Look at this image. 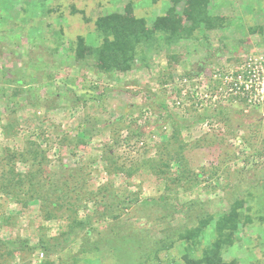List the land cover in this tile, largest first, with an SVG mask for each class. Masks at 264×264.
<instances>
[{
	"label": "rangeland",
	"instance_id": "rangeland-1",
	"mask_svg": "<svg viewBox=\"0 0 264 264\" xmlns=\"http://www.w3.org/2000/svg\"><path fill=\"white\" fill-rule=\"evenodd\" d=\"M129 3L149 29L172 6L171 0H0V175L20 152L28 153L15 170L26 173L35 151L45 174L78 184L77 203L86 206L78 217L94 212L87 195L103 186L134 204L165 195L166 217L131 202L118 227L93 220L107 234L99 250L90 251L98 240L92 235L87 245L69 237L47 257L36 246L54 240L74 214L62 207L52 212L59 219L46 220L40 202L23 207L0 193V240L26 243L12 257L0 247V264H186V257L202 256L220 217L239 203L237 230L220 256L225 263L264 264V106L211 102L226 74L264 59V0H210L213 27L171 45L158 33L159 45L139 46L123 72L105 73L88 54L78 58L77 38L90 49L100 45L97 18L125 15ZM205 122L222 130L208 132ZM196 228L198 237L178 239ZM161 242L165 251L154 254Z\"/></svg>",
	"mask_w": 264,
	"mask_h": 264
},
{
	"label": "trees",
	"instance_id": "trees-1",
	"mask_svg": "<svg viewBox=\"0 0 264 264\" xmlns=\"http://www.w3.org/2000/svg\"><path fill=\"white\" fill-rule=\"evenodd\" d=\"M209 2L210 0H171L172 6L164 15L155 19L152 29L146 27L144 19L134 17L132 7L129 3L125 9L126 16L113 14L97 18L95 28L101 38L100 45L94 49H90L84 45V39L82 37L77 38V57L84 58L86 54L91 55L95 59L98 69L105 73L113 70L121 72L129 70L136 61L135 57L139 46L150 48L153 43L159 45L160 39H158V33H162L163 35L161 34V36L165 43L171 45L191 35V33L203 27V25L207 28L213 27V23L210 22V18L207 15ZM179 4L182 6L178 13L176 7ZM186 22H189V24ZM29 145L32 146V142ZM27 153L20 152L13 154L12 158L7 159L5 164L7 169L5 172L2 171L0 175V193L16 201L18 204L23 205V207H28V203L31 201L40 202L41 207L43 206L42 208L45 209L46 216L44 219L46 220L59 219V216H56L52 212L59 211L62 207L68 208L74 214L70 222L65 226V229L54 240L49 243L40 240L36 247L43 249L46 256L50 257L54 252L53 248L63 247L64 243L71 240L69 237H72L73 241L80 240L82 245H87V240L92 235L98 240L92 244L94 247L92 249L95 250H89H99L104 245V241L107 240L105 238L107 234L101 231L97 225L94 226L93 220L97 219V224L100 221L104 222L106 220L107 222L109 219L116 222L132 201H121L116 192H110V188L103 186L96 193L89 192L87 200H85L90 201L95 206V210L91 214L87 213L84 218H80L78 217V212L80 209L85 210L86 206L77 203L81 201L78 192H76L79 188L78 184L72 186L73 184H70L68 180H60L57 175L45 174L43 159L38 158L40 154L37 155L34 151V156L31 157L30 161V169L26 173L16 172L15 164L17 161H23ZM181 159L176 158L175 160L180 164L182 163ZM102 161L106 162L103 156ZM142 165L146 166L148 164ZM167 165V163H161V166L165 169L161 170V174L167 175V171L169 170ZM133 171L135 173V170ZM131 173L132 171L130 170L129 174L131 175ZM178 179L181 180V177L179 176ZM99 194H101L100 198L97 197ZM168 201L169 199L163 195L157 200L147 201V205L145 200L135 202V204L136 206L148 208L157 215L161 214V218H165L166 216L163 212L168 206ZM135 204L133 203L134 206ZM49 207L50 210H48ZM239 207L240 203L239 205L236 204L233 206L229 212L220 217L219 222L216 224L215 240L203 251L200 258L192 259L186 257V264H234L233 262L225 263L220 256L219 250L233 240V235L237 230V225L240 220V214L238 213ZM247 219L251 221L249 217ZM118 225L119 223L116 222L112 226L118 227ZM204 226H202L201 231ZM113 227L110 228V231L115 230ZM199 233L200 228L193 230L187 229L179 235L178 239L190 241V238L198 237ZM87 235L89 236L86 237ZM138 239L140 246L141 241L144 242L145 238L140 236ZM146 242H149V240H146ZM169 244L170 246L172 245L171 243ZM16 245L17 243L14 242L7 244L0 240V247L5 249L6 254L11 257L14 253H19L20 250L26 248V243L24 242L19 246ZM146 248L147 246L144 247V249ZM87 250L83 248L81 252L85 253ZM160 251H165L163 243L159 248H155L153 253L157 254ZM43 264L51 263L49 260H44Z\"/></svg>",
	"mask_w": 264,
	"mask_h": 264
},
{
	"label": "built area",
	"instance_id": "built-area-1",
	"mask_svg": "<svg viewBox=\"0 0 264 264\" xmlns=\"http://www.w3.org/2000/svg\"><path fill=\"white\" fill-rule=\"evenodd\" d=\"M250 60L247 65L226 74L220 89L218 88L219 95L211 99L213 104L243 101L250 106H264V59L261 57L255 58L253 62ZM195 95L197 96V92ZM262 119L264 121V114ZM203 126L208 132L216 131V128L217 131L222 130L218 123L205 122ZM39 258H43V253L39 254Z\"/></svg>",
	"mask_w": 264,
	"mask_h": 264
}]
</instances>
